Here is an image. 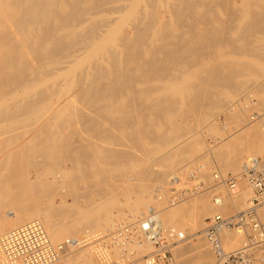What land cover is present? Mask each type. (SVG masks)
I'll return each mask as SVG.
<instances>
[{
	"label": "bare ground",
	"instance_id": "1",
	"mask_svg": "<svg viewBox=\"0 0 264 264\" xmlns=\"http://www.w3.org/2000/svg\"><path fill=\"white\" fill-rule=\"evenodd\" d=\"M261 92L264 0H0V264H23L9 262L1 242L30 223L43 228L56 264L72 255L146 264V240L109 250L87 241L149 216L161 229L196 231V264H207L200 223L225 202L214 195L211 209L206 191L229 196L208 218L249 207L248 183L239 178L231 191L223 175L264 157V127H243L214 145L197 138L212 122L253 112ZM185 151L202 152L197 173H220L206 196L190 200L195 190L179 187L181 162L194 166ZM187 198L183 213L174 204ZM167 200L174 207L153 212ZM221 237L224 249H239L245 232L233 222ZM129 246L132 257L122 251Z\"/></svg>",
	"mask_w": 264,
	"mask_h": 264
},
{
	"label": "built area",
	"instance_id": "2",
	"mask_svg": "<svg viewBox=\"0 0 264 264\" xmlns=\"http://www.w3.org/2000/svg\"><path fill=\"white\" fill-rule=\"evenodd\" d=\"M239 178L244 179L252 189L253 196L248 203L249 207L233 218L220 215L207 218L202 230L214 257V264H257L254 251L260 249L264 252V157L248 159L238 175L227 176L223 183L231 191H235ZM216 204L221 205L217 201ZM233 222L243 229L245 240L241 248L225 251L221 235L232 226ZM122 226L109 235L97 233L99 235L93 238L89 236L87 242L92 243L91 247L97 250H109V243H116L115 245L119 246L128 241L146 240L151 244L153 252L144 255L141 258L142 262L176 264L171 250L177 242L184 239L182 233H178L173 228L161 229L153 216H149L141 225L134 223ZM1 244L9 262L18 260L23 264H56L57 253L43 228L37 223H30L9 233ZM125 260V257H119L111 259L109 264H125Z\"/></svg>",
	"mask_w": 264,
	"mask_h": 264
},
{
	"label": "rangeland",
	"instance_id": "3",
	"mask_svg": "<svg viewBox=\"0 0 264 264\" xmlns=\"http://www.w3.org/2000/svg\"><path fill=\"white\" fill-rule=\"evenodd\" d=\"M257 99H259V103H260V105H259V103H255V102H257L258 100ZM256 100V101H255ZM255 101V102H254ZM254 103L256 104V105H258V107L254 104V106H256L257 107V109H256V107L255 108H253L254 109V111L252 112V108L251 109H249V114L247 115H242V114H239V116L237 117V119H234V120H236V123L232 120V119H229V117L227 118L226 117V120H225V118H224V120L222 119V121L223 122H219V121H217V122H212V123H216L215 125H213V126H209V127H207V129L206 130H203L201 133H202V135H200L199 136V138H197V141L198 142H200L202 145L203 144H205V145H203V146H207L208 144L209 145H214V144H216L217 142H218V140H221V139H225L226 137H227V135H229L230 133H232L233 131H235V130H238V129H242L243 127H246V126H248V129L249 130H251V129H257V128H259V130H262V128L264 127V92H261L260 93V96L259 97H257L256 99H254ZM253 102H252V105H253ZM251 106V105H250ZM250 108V107H249ZM250 110H251V112H250ZM257 110V111H256ZM258 113V115H261V116H259V119H256V117H254V116H252V114L253 113ZM260 113V114H259ZM251 116H252V118H253V120L251 119ZM261 117H262V119L263 120H261ZM227 119H229V121L227 120ZM230 120H232V121H230ZM257 120H258V122H257ZM256 122V124H255V122ZM230 122V123H229ZM235 123V124H234ZM263 123V124H262ZM255 124V125H254ZM263 126H262V125ZM259 126V127H258ZM260 126H262V128L260 127ZM256 127V128H255ZM261 128V129H260ZM263 132H264V129H263ZM257 133V132H256ZM255 133V134H256ZM199 143V144H200ZM200 144V145H201ZM201 145V146H202ZM186 153L182 156V158H185V161L187 160H190V162L192 161V163L194 164V166H191V168H193V167H195V168H193L194 170H192L193 172H195L196 170H197V168H199V163H198V160L200 159V156H202V155H200L201 153H198V154H194V153H189V152H187V151H185ZM193 155H195V156H193ZM188 156V157H187ZM193 156V157H192ZM199 156V159L197 158V157ZM189 158V159H188ZM196 159V161H195V159ZM193 159V160H192ZM193 161H195V162H193ZM189 162V161H188ZM185 164V162H181V164L179 165V166H182V169H181V173H182V177H184V178H181L180 177V179H181V185L179 186L180 188L181 187H183V185H185L186 187H183L182 189H186V190H195V192H194V194H190L189 196L191 197V199H190V197H188L190 200H193V199H195L196 198V195H197V197L199 196V195H203L204 194V191L203 190H206V189H208V188H210L213 184H214V181H213V179H212V174H214V173H217L218 172V170L217 169H213V170H209V174L211 175V176H209V174L208 175H203V174H200V173H197V171L195 172V175H196V178H197V176H198V178H197V182H192L191 183V181H189V173H191L192 171H191V168L190 169H184V168H186V166L188 165V166H190L191 164L190 163H186V165L184 166V168H183V165ZM190 164V165H189ZM197 164V165H196ZM196 165V166H195ZM181 168V167H180ZM178 169V168H177ZM176 169V170H177ZM187 170V171H186ZM215 170H217V171H215ZM185 171V172H184ZM213 171V172H212ZM240 171V170H239ZM238 171V172H239ZM186 172L188 173L187 175H186ZM238 172H236V173H230V172H226L225 173V175H223V176H225V177H227V176H232V175H235V174H237ZM185 174V175H184ZM218 174H220L219 172H218ZM181 176V175H180ZM224 177V178H225ZM183 179V180H182ZM187 179V180H186ZM186 181H188V182H186ZM187 183V185H186V183ZM206 184H205V183ZM183 183V184H182ZM190 183V184H189ZM203 183L206 185V186H204L203 185ZM198 184H200V186H202V188L201 189H196V186L198 185ZM191 186V187H190ZM195 187V188H194ZM207 187V188H206ZM249 187V186H248ZM194 188V189H193ZM206 188V189H205ZM174 189H176V188H174ZM203 189V190H202ZM200 191H201V193H203V194H200ZM209 192V193H208ZM208 192L206 191V194H208V196H206V194H204L205 196H206V198L207 199H209V200H207L208 201V203H209V205L211 206V209L214 207L213 206V204H212V198L214 197V195H216V196H222V197H224V206L222 207V208H220V209H216L215 207V209L213 208L212 209V211H214L213 212V214L211 215V216H213L214 215V213H216V211L217 212H219L220 210H223L224 209V207L226 206V203H227V200H228V198H229V196H226V193L223 191V189H221V191L219 190V192H218V190H216V191H211L212 193H210V190H208ZM197 193V194H196ZM210 196V197H209ZM194 197V198H193ZM188 198H187V201L185 200V201H183V202H181V203H179V204H174V205H180V207L182 208V212L183 213H185L186 211H187V209L189 208V206H190V204L188 203ZM193 198V199H192ZM249 198H251V196L250 197H248V198H246L245 199V205H246V202L249 200ZM189 200V201H190ZM244 203L242 204V207L244 206V208L246 207L245 205H244ZM174 205H172V204H170V201L168 202V200L166 201V203H165V205H161L160 207H158V208H155L154 209V211L153 212H155V213H157V214H161L162 212H164L165 211V209H168V208H171L172 206L174 207ZM242 207L240 206V208H239V211H241L242 210ZM241 209V210H240ZM216 210V211H215ZM234 212V213H233ZM238 212V210H236V212L235 211H232L231 213L229 212L228 214H224V216H232V215H235L236 213ZM211 216H205L203 219H202V222L200 223V229L198 230L199 231V235L198 236H200V240H202L203 241V243H204V249L206 250V248H207V246H206V243H205V241H204V239H203V237H202V235H201V230L203 229V223H204V220L206 219V218H208V217H211ZM129 225V223H124L123 225ZM172 225V227L173 226H175L174 228H176L177 230H179V231H181L185 236H186V240L183 242V243H181V244H179V245H177L176 247H174L172 250H171V252H172V255H173V257H174V259L176 260V263L177 264H196V262H197V257H198V254H199V250L196 248L197 246V237L196 238H194L192 235H193V233H195V232H193V231H191L189 228H187L186 226H183L182 224H179V225H177V224H175V225H173V224H169V223H167V224H165V226H171ZM188 236H189V238H188ZM191 237V238H190ZM193 237V238H192ZM199 238V237H198ZM189 239V240H188ZM240 245H241V243H240ZM240 245H237L234 249H227L226 247H225V249L226 250H235V249H237ZM122 246V245H121ZM224 246H225V244H224ZM132 249H133V251H135L136 252V250L134 249V248H132V247H126L125 249H122V251L124 252V250L125 251H127V253H129V255L130 254H132L133 256H134V253L135 252H133L132 251ZM128 250H130L129 252H128ZM197 250V251H196ZM132 251V252H131ZM137 253V252H136ZM135 253V254H136ZM206 253V254H205ZM205 253H204V255H205V257H206V260H207V264H213V258H212V255L206 250L205 251ZM149 255V254H148ZM209 255V256H208ZM131 256V255H130ZM143 256H144V254H143ZM132 257V256H131ZM196 257V258H195ZM254 257L256 258V261H257V264H264V252L262 251V250H257L256 251V253L254 254ZM95 259V258H94ZM137 259V258H136ZM142 260V259H141ZM196 260V261H195ZM132 261H135V260H128V264H130V263H132ZM70 264H88L87 262H84V261H77V260H74V255H72L71 256V258H70ZM209 262V263H208ZM12 263V262H11ZM142 264V263H141Z\"/></svg>",
	"mask_w": 264,
	"mask_h": 264
}]
</instances>
